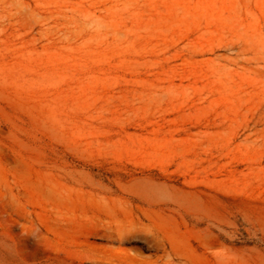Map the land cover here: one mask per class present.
I'll use <instances>...</instances> for the list:
<instances>
[{
    "label": "rangeland",
    "instance_id": "374dc122",
    "mask_svg": "<svg viewBox=\"0 0 264 264\" xmlns=\"http://www.w3.org/2000/svg\"><path fill=\"white\" fill-rule=\"evenodd\" d=\"M0 264H264V0H0Z\"/></svg>",
    "mask_w": 264,
    "mask_h": 264
}]
</instances>
